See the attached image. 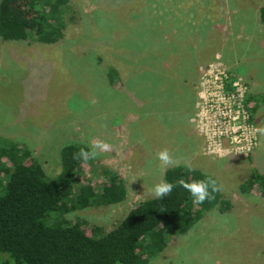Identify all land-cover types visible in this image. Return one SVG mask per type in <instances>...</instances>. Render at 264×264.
Here are the masks:
<instances>
[{
    "label": "rangeland",
    "instance_id": "obj_1",
    "mask_svg": "<svg viewBox=\"0 0 264 264\" xmlns=\"http://www.w3.org/2000/svg\"><path fill=\"white\" fill-rule=\"evenodd\" d=\"M70 4L58 42L0 39V138L20 142L48 174L58 171L65 141L86 150L96 138L109 143L110 151L83 160L76 190H95L117 174L125 199L66 214L101 232L153 198L149 189L165 171L157 153L168 149L172 165L214 177L231 207L208 211L185 234L170 237L149 264H264V26L258 21L264 0ZM218 64L245 85L258 127L246 157H214L202 147L197 95L204 70ZM108 66L118 69L113 85Z\"/></svg>",
    "mask_w": 264,
    "mask_h": 264
},
{
    "label": "trees",
    "instance_id": "obj_2",
    "mask_svg": "<svg viewBox=\"0 0 264 264\" xmlns=\"http://www.w3.org/2000/svg\"><path fill=\"white\" fill-rule=\"evenodd\" d=\"M69 11L70 0H0V39L56 43ZM258 21L264 26V5ZM105 74L115 84L118 69L108 66ZM81 148L80 142L65 141L58 150V171L48 174L20 142L0 138V264H149L170 237L185 234L208 211L224 213L231 207L222 191L195 205L189 192L175 187L168 196L140 201L109 230L101 232L94 224L86 229L84 219L66 214L121 202L126 189L120 176L110 174L97 189L77 191L83 160L73 154ZM257 174L251 176L258 180ZM208 177L215 179L185 164L164 171V180L172 183Z\"/></svg>",
    "mask_w": 264,
    "mask_h": 264
},
{
    "label": "built area",
    "instance_id": "obj_3",
    "mask_svg": "<svg viewBox=\"0 0 264 264\" xmlns=\"http://www.w3.org/2000/svg\"><path fill=\"white\" fill-rule=\"evenodd\" d=\"M196 104L194 120L204 153L221 157L219 150H226L228 155L248 156L259 131L245 105L242 81L220 64L209 67L202 73Z\"/></svg>",
    "mask_w": 264,
    "mask_h": 264
},
{
    "label": "clouds",
    "instance_id": "obj_4",
    "mask_svg": "<svg viewBox=\"0 0 264 264\" xmlns=\"http://www.w3.org/2000/svg\"><path fill=\"white\" fill-rule=\"evenodd\" d=\"M259 131L264 132V129H259ZM112 146L99 139H93L91 141L90 150L81 148L79 152L73 154V159L80 160H94L102 152L110 151ZM218 154L221 157L228 155L229 153L226 150H219ZM157 158L161 162L164 169L174 163L172 156L169 153L168 149L161 150L157 153ZM175 187H182L193 197V203L195 205L202 204L205 200H212L215 198V193L221 191V186L217 181L211 177L201 180H194L192 182H187L183 178L178 179L175 183L168 182L166 180H161L158 183L154 184L150 189V194L157 198H163L172 193Z\"/></svg>",
    "mask_w": 264,
    "mask_h": 264
}]
</instances>
